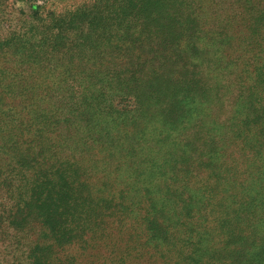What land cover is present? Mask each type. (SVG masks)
Listing matches in <instances>:
<instances>
[{
	"label": "rangeland",
	"instance_id": "1",
	"mask_svg": "<svg viewBox=\"0 0 264 264\" xmlns=\"http://www.w3.org/2000/svg\"><path fill=\"white\" fill-rule=\"evenodd\" d=\"M161 3L0 0L5 121L31 124L39 160L54 150L104 202L68 261L264 264V42L243 59L213 6L202 25L168 13L182 23L164 33Z\"/></svg>",
	"mask_w": 264,
	"mask_h": 264
},
{
	"label": "trees",
	"instance_id": "2",
	"mask_svg": "<svg viewBox=\"0 0 264 264\" xmlns=\"http://www.w3.org/2000/svg\"><path fill=\"white\" fill-rule=\"evenodd\" d=\"M170 1L162 0L158 7L166 17L159 26L164 33L175 32L176 26L182 23L181 18L168 13L182 15L187 10L196 24L202 25L203 10L213 6L215 27H220L223 34L237 31L235 38L246 48L242 52L243 59L256 57L264 42V0H185V8L182 5L170 8L174 5L169 4ZM217 17L222 18V23ZM244 31L248 35L241 36ZM228 63L234 65L236 60L232 58ZM3 69L4 66L0 67V71ZM81 87L82 84H74L75 93ZM6 118L9 113L0 106V193L3 196L0 241L9 239V235L17 239L15 245L5 246L8 260L5 259L4 264H75L67 260L64 249L72 245L73 240L83 241L90 233L88 227L104 208V202L94 196L86 182L88 179L82 182L77 171L65 167L54 150L51 164L39 160L50 152V147L47 141L31 146L26 139L28 129L33 128L31 124L27 126L20 119L7 122ZM27 171L31 172L28 177ZM16 176H21L25 184L15 183ZM36 221L39 225L34 224ZM35 234L38 235L32 237ZM23 238H31L30 244H23ZM25 247L27 250H23ZM125 260L120 258L117 263L126 264Z\"/></svg>",
	"mask_w": 264,
	"mask_h": 264
}]
</instances>
